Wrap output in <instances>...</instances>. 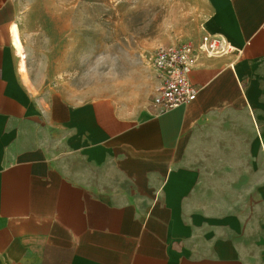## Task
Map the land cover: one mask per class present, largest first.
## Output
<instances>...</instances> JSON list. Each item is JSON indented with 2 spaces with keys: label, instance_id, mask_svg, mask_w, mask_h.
Listing matches in <instances>:
<instances>
[{
  "label": "crops",
  "instance_id": "obj_1",
  "mask_svg": "<svg viewBox=\"0 0 264 264\" xmlns=\"http://www.w3.org/2000/svg\"><path fill=\"white\" fill-rule=\"evenodd\" d=\"M206 1L241 53L200 55L197 98L156 113L37 95L0 0V264H264V0Z\"/></svg>",
  "mask_w": 264,
  "mask_h": 264
},
{
  "label": "rangeland",
  "instance_id": "obj_2",
  "mask_svg": "<svg viewBox=\"0 0 264 264\" xmlns=\"http://www.w3.org/2000/svg\"><path fill=\"white\" fill-rule=\"evenodd\" d=\"M15 12L13 42L37 95L105 96L144 109L159 84L149 55L197 39L209 7L206 0H15ZM209 179L215 204L225 206V174Z\"/></svg>",
  "mask_w": 264,
  "mask_h": 264
},
{
  "label": "built area",
  "instance_id": "obj_3",
  "mask_svg": "<svg viewBox=\"0 0 264 264\" xmlns=\"http://www.w3.org/2000/svg\"><path fill=\"white\" fill-rule=\"evenodd\" d=\"M240 53L226 37L209 32H204L199 40L157 47L148 58L159 80L152 108L156 113H164L197 98L199 88L192 83L190 73L200 55L222 57Z\"/></svg>",
  "mask_w": 264,
  "mask_h": 264
}]
</instances>
